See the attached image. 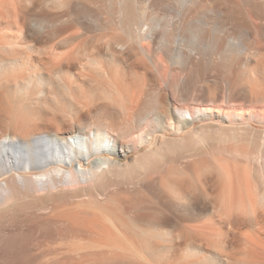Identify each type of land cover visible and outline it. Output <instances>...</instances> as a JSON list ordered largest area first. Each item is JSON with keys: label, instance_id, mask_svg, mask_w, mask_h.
<instances>
[{"label": "bare ground", "instance_id": "6f19581e", "mask_svg": "<svg viewBox=\"0 0 264 264\" xmlns=\"http://www.w3.org/2000/svg\"><path fill=\"white\" fill-rule=\"evenodd\" d=\"M0 264H264V0H0Z\"/></svg>", "mask_w": 264, "mask_h": 264}, {"label": "rangeland", "instance_id": "374dc122", "mask_svg": "<svg viewBox=\"0 0 264 264\" xmlns=\"http://www.w3.org/2000/svg\"><path fill=\"white\" fill-rule=\"evenodd\" d=\"M132 154H129V156H131Z\"/></svg>", "mask_w": 264, "mask_h": 264}]
</instances>
